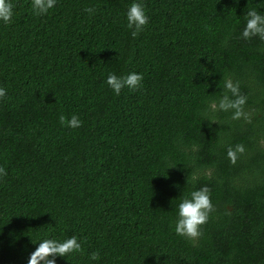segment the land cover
I'll use <instances>...</instances> for the list:
<instances>
[{
    "label": "trees",
    "instance_id": "1",
    "mask_svg": "<svg viewBox=\"0 0 264 264\" xmlns=\"http://www.w3.org/2000/svg\"><path fill=\"white\" fill-rule=\"evenodd\" d=\"M12 2L13 22H0V264L72 236L83 253L56 264H264V40L242 38L264 0H57L41 16ZM134 2L149 17L136 38ZM133 72L138 91L106 83ZM228 78L250 123L210 107ZM73 114L82 127L61 124ZM204 186L216 211L193 243L175 232L178 205Z\"/></svg>",
    "mask_w": 264,
    "mask_h": 264
},
{
    "label": "clouds",
    "instance_id": "2",
    "mask_svg": "<svg viewBox=\"0 0 264 264\" xmlns=\"http://www.w3.org/2000/svg\"><path fill=\"white\" fill-rule=\"evenodd\" d=\"M57 0H31L32 11L36 16L46 15L50 9L54 8ZM15 5L12 0H0V22L5 25H10L13 22L15 15ZM86 11L90 14L94 13L95 9L89 7ZM246 26L242 32V38L251 40L254 37H259L264 40V14H260L256 9H249L245 15ZM149 24V17L146 14L145 6L142 3H132L127 11V28L131 30L133 38L139 36ZM144 76L136 72L126 76H117L109 74L106 80L107 85L119 96L121 91L128 88L132 91H138L143 86ZM225 94L219 100V103L213 101L210 105L213 111H232V119H244L246 122H251L249 114L245 111L247 96L240 92L239 83H233L228 78L225 80ZM231 93V97L228 95ZM7 97L5 88L0 87V102H3ZM234 97V98H233ZM62 125L69 128H79L83 126V121L75 114L71 118L64 115L59 117ZM217 122V121H213ZM245 153L243 144H237L235 147H228L227 156L230 162L235 165L240 155ZM7 176V171L4 167H0V179ZM216 211L211 199V190L204 186L199 190L191 192L190 198L185 197L178 205V219L175 224V232L193 243L203 235L202 228L210 219V214ZM74 253H83L81 243L77 237L58 242L54 239H45L39 243L37 249L31 254L28 264H56V257H68ZM92 260H99L98 252L91 254Z\"/></svg>",
    "mask_w": 264,
    "mask_h": 264
}]
</instances>
